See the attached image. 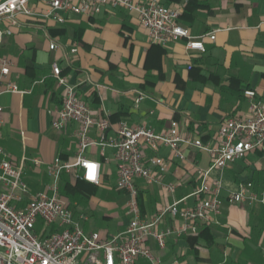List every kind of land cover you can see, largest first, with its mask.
Listing matches in <instances>:
<instances>
[{
    "label": "crops",
    "instance_id": "1",
    "mask_svg": "<svg viewBox=\"0 0 264 264\" xmlns=\"http://www.w3.org/2000/svg\"><path fill=\"white\" fill-rule=\"evenodd\" d=\"M45 1L31 0L34 15L16 16L12 34L0 44V56L12 62L7 80L18 88L0 95V147L15 164H22V180L31 194L50 184L47 167L55 157L71 161L76 152V125L69 123L60 131L51 127L61 101L60 88L52 75L53 63L76 87L77 96L88 104L94 117L110 122L108 140L115 138L120 122L145 123L158 130L176 120L183 135L206 143L215 140L226 118L248 113L249 102L242 90L253 89L258 97H264V0H190L183 16L187 0H158L180 7L178 22L188 28L191 36H205L202 52L186 49L185 39L164 45L150 42L133 11L104 7L93 15L69 12L63 23H57L40 15L46 9ZM7 25L6 20L0 23L1 27ZM209 33H214L213 40L206 36ZM50 43H55L56 48L49 49ZM72 48L76 51L71 52ZM139 93L145 97L135 105ZM89 135L97 139L95 130ZM183 150V160L174 159L168 148L157 152L168 163L163 181L177 184L172 194L156 184L136 180L138 196L145 205L143 218L175 200L184 199L182 204L188 206L194 204L192 193L199 186L200 172L208 168L209 159L197 149ZM145 153L147 157L154 154L148 149ZM84 155L101 164V185H93L89 197L91 215L98 202L97 193L105 183L107 189L102 194L109 199L117 196L125 213L112 224V229L97 230L90 224V217L84 215L81 220L88 221L87 233L119 232L128 220V197L125 191L115 188L114 149L105 147L102 152L96 145ZM34 159L40 163L34 164ZM65 171L75 177L78 169ZM212 178H220L223 184L218 223L208 225L212 242L199 240L194 254L188 238L194 234L170 238L164 249L151 240L149 244L161 264L174 260L176 264L264 263V206L231 204L224 199L241 180L252 179L255 190L261 189V152L249 153L221 172L211 171L208 180ZM149 198L152 212L147 210ZM102 218L112 222L113 216L105 213ZM173 222L166 218L160 227ZM134 264L149 262L138 258Z\"/></svg>",
    "mask_w": 264,
    "mask_h": 264
},
{
    "label": "built area",
    "instance_id": "2",
    "mask_svg": "<svg viewBox=\"0 0 264 264\" xmlns=\"http://www.w3.org/2000/svg\"><path fill=\"white\" fill-rule=\"evenodd\" d=\"M30 1L0 2V23L4 20L8 23L5 27L0 26V44L5 36L12 34V27L17 25L16 16L34 15ZM45 5L46 9L40 15L57 23H63L69 12L93 15L104 7L133 11L150 42L164 45L185 39L186 49L204 51L205 36L193 37L188 28L179 24L180 7L176 5H164L158 0H46ZM206 36L214 39V33ZM54 48L56 44L50 43L49 49ZM75 51V48L71 49V52ZM11 64L8 57L0 56V95L18 91L17 86L7 80ZM52 75L60 88L61 101L51 127L60 131L69 123L75 124L76 152L71 161L55 157L47 167L50 184L31 194L22 180V164H15L0 147V264H134L138 258L146 259L149 264H161L160 257L149 244L151 240L159 249H164L170 238L195 234L199 225L218 223L223 206V184L220 178L208 180L210 172H221L252 152L260 151L264 159V97H258L253 89L243 91L249 102L248 113L226 118L213 141L205 143L200 138L183 135L176 120L158 130L145 123L128 125L120 122L115 138L108 140L106 133L111 127L110 122L94 117L56 63L52 64ZM144 97L139 93L135 105ZM2 113L0 105V126ZM91 130L96 131L97 139L89 135ZM96 145L102 152L105 147L114 149L115 188L125 191L128 197L125 228L110 235L98 231L86 233L80 225V220L85 218L83 214L74 218L58 192L62 170L77 168L75 178L101 185L100 162L84 155L89 147ZM160 148H168L177 160L184 159V148L197 149L207 154L209 166L200 172L199 186L192 193L195 197L193 205L182 204L184 199L175 200L143 218L137 200V179L156 184L167 194H172L177 187L175 182L163 181L168 163L157 154ZM147 149L154 154L147 157ZM33 163L40 161L34 159ZM224 199L231 204L264 206V184L256 191L252 179L241 180ZM166 218L174 222L160 227ZM38 222L40 227L36 229ZM171 264H176V260Z\"/></svg>",
    "mask_w": 264,
    "mask_h": 264
},
{
    "label": "trees",
    "instance_id": "3",
    "mask_svg": "<svg viewBox=\"0 0 264 264\" xmlns=\"http://www.w3.org/2000/svg\"><path fill=\"white\" fill-rule=\"evenodd\" d=\"M176 1V0H175ZM190 0H187L181 16H183L186 12V9L189 6ZM244 91V90H242ZM243 93V92H242ZM112 117H110V120ZM62 158V157H61ZM93 185L79 178L73 177V175L69 174L67 171L62 170L59 175L58 180V192L59 195L66 201L67 207L72 211L75 218H78L80 214H83L85 217H91V209H90V200L89 197L92 193ZM141 216L144 215V204L139 195L137 197ZM147 207L150 212L152 209V200L149 198ZM263 207V206H262ZM264 208V207H263ZM264 212L261 210V213ZM87 219L81 220L80 225L87 233ZM191 241V246L193 248V253L195 254L196 248L195 245L199 240L203 239L207 243L212 242V236L210 234V227L208 225H202L198 227V232L194 235L188 236Z\"/></svg>",
    "mask_w": 264,
    "mask_h": 264
},
{
    "label": "rangeland",
    "instance_id": "4",
    "mask_svg": "<svg viewBox=\"0 0 264 264\" xmlns=\"http://www.w3.org/2000/svg\"><path fill=\"white\" fill-rule=\"evenodd\" d=\"M107 184L101 186L100 190L97 193L98 202L93 205L92 215L89 218L91 225H94L97 230L112 229V224L119 219L122 213H125L124 208H122L120 200L117 199V196L109 199L107 196L102 194L107 188ZM111 192L115 193V189L110 188ZM113 194V193H111ZM105 213H112V222H107L103 220L102 216ZM40 227V222L37 223L36 229Z\"/></svg>",
    "mask_w": 264,
    "mask_h": 264
}]
</instances>
